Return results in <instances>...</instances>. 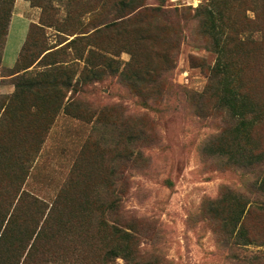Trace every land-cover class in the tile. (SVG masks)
Masks as SVG:
<instances>
[{"label": "rangeland", "instance_id": "374dc122", "mask_svg": "<svg viewBox=\"0 0 264 264\" xmlns=\"http://www.w3.org/2000/svg\"><path fill=\"white\" fill-rule=\"evenodd\" d=\"M24 1L29 5L24 16L30 20L27 35L15 63L0 66V97L9 98L5 104L10 113L2 134L13 137L16 151L27 148L28 140L29 148L34 149V142L35 149L40 146L24 189L33 197L53 199L78 157L90 171L81 173L85 183L75 186L77 195L71 198L82 199L84 188H90L89 199H107L114 190L113 199L126 218L136 219L142 264H264V194L256 189L262 169L208 153L209 143L236 123L218 108L206 87L217 59L211 37L201 25L211 0H147L166 13L150 26L148 22L139 25L140 31L148 32L140 42L133 41L131 32L138 33L134 23L125 27L124 37L116 35V29L103 31L111 12L94 20L88 14L79 16L78 11L85 13L80 0L75 1L71 17L65 10L66 0ZM225 1L218 23L225 28L222 38L230 36L229 43L233 40L239 47L234 49L245 88L264 105V0ZM96 30H102L97 42L105 57L107 52H119L115 57L119 68L138 55L146 69H162L161 80L130 88L119 74L106 69L104 61L93 58L89 59L91 69L83 70L82 62L71 60L78 46L68 43ZM47 48L51 54L40 60L38 55ZM169 48H173L170 58L157 55ZM58 61L72 68V82L69 89L51 93L53 75L41 74L46 63ZM30 64L23 73L21 68ZM95 64L102 68L95 71ZM13 69L19 72L9 75ZM58 73L59 80L68 76ZM25 80L30 81V90L21 93L26 88L19 84ZM16 84L20 93L14 96ZM62 95L66 96L63 103L70 95L76 102L67 114L55 113ZM131 135L139 141L128 147ZM258 136L264 147V124ZM137 152L142 154L140 161H126L127 154ZM112 172H116L114 181ZM228 192L247 200L243 226L254 244L235 245L221 232L220 221L206 212L208 202ZM105 219L111 223L116 218ZM116 263L124 264L121 258Z\"/></svg>", "mask_w": 264, "mask_h": 264}, {"label": "trees", "instance_id": "16d2710c", "mask_svg": "<svg viewBox=\"0 0 264 264\" xmlns=\"http://www.w3.org/2000/svg\"><path fill=\"white\" fill-rule=\"evenodd\" d=\"M14 1L0 0V66ZM75 1L66 0L65 10L69 17L76 12ZM80 1H82L80 9L85 12L81 14L78 11L81 17L88 14V18L92 20L107 18L111 12L110 19L104 22L103 31L116 29L118 32L116 35L124 37L127 33L124 29L129 23L137 25L135 31L138 33L131 32L134 34V42H140L148 36V32L143 33L139 30V25L148 22L150 26L157 17L160 18L161 14L166 13L148 5L147 0H106L108 12H105L104 0ZM226 3L225 0H211L201 22L205 33L211 37V45L217 54L215 65L210 68L209 83L206 87L218 108L236 120V123L226 135L218 136L209 143L208 153L217 158H226L229 163L262 169V177L257 181L256 189L258 193L264 194V147L260 145L258 136V129L264 124V105H260L245 88L242 64L236 57L238 53L234 49L239 47L233 44V40L232 44L229 43L230 36L228 38V35H225V38H222L225 28L222 24L218 25L219 20H222L220 16H223L220 5ZM98 31L76 36L68 43V46H78L71 60L82 62L83 70L91 69L89 59L93 58L100 62L104 61L106 69L112 74H119L120 79L130 88L141 89L143 88L141 85H152L159 79L162 69L159 68V72L146 69L148 65L138 59V55L135 57L132 55L131 62L122 69L115 59L119 52H107L109 57H105L102 45L97 42V36L102 30ZM84 33L86 32L72 34ZM241 41L239 39L238 43L241 44ZM50 50L51 48H47L40 53L38 55L41 56L40 60L48 57L52 52ZM172 52L173 48H169L157 55L171 56ZM31 64L21 68L23 73L27 72L25 70ZM67 65L66 61L48 62L44 65L45 69L41 75L44 77L53 75L51 93H54V90L59 89L60 92L63 88L66 90L70 88L73 71ZM93 68H96V71L102 68V65L95 64ZM18 72L19 70L13 69L9 75ZM58 72L68 76L59 80ZM29 82L25 80L19 84L20 87L26 88L21 93H28ZM18 87L16 84L14 96L16 92L20 93ZM65 97L62 95V99L55 106V113L62 110L67 114L69 108L76 107L72 95L63 103ZM7 99L9 98L0 97V264H118L117 258H121L124 264H142L136 219L126 218V212L120 203L113 199L114 190L107 194V199H89L88 192L92 193L90 188L88 190L84 188L86 195H82V199L71 198L77 195L75 192L78 188L75 186L85 183L81 182V173L90 171L87 165H81L78 157V160L75 158L78 163L75 162L70 167L63 187L57 191L53 199H39L23 189L29 171L39 158L37 150L40 146L35 149L37 145L34 142V149H31L28 140L27 148L16 151L12 143L13 137L2 134V130L10 121L9 106L5 104ZM48 124L49 122L46 125ZM6 133L9 134L7 131ZM136 140L138 137L129 136L126 141L128 147ZM22 142L23 140L20 143ZM141 157V152H137L135 156L129 153L126 155V161L133 163L140 161ZM115 173L112 172V181ZM110 186L114 187V183ZM246 204L247 200L242 194L228 192L206 205V212L220 221L221 232L233 240L232 243L235 245L254 244V240L243 226ZM108 216L116 219L109 223L110 219H105Z\"/></svg>", "mask_w": 264, "mask_h": 264}, {"label": "crops", "instance_id": "0c3cea01", "mask_svg": "<svg viewBox=\"0 0 264 264\" xmlns=\"http://www.w3.org/2000/svg\"><path fill=\"white\" fill-rule=\"evenodd\" d=\"M29 5L24 0H17L8 26L6 43L3 49L2 65L11 67L18 56L28 32L30 20L25 18ZM20 8L21 10H18ZM28 179V178H27ZM26 179V180H27ZM24 189V186H23Z\"/></svg>", "mask_w": 264, "mask_h": 264}]
</instances>
